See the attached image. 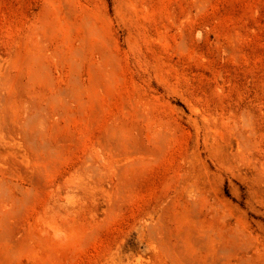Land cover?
<instances>
[{"label": "rangeland", "instance_id": "1", "mask_svg": "<svg viewBox=\"0 0 264 264\" xmlns=\"http://www.w3.org/2000/svg\"><path fill=\"white\" fill-rule=\"evenodd\" d=\"M0 264H264V0H0Z\"/></svg>", "mask_w": 264, "mask_h": 264}]
</instances>
